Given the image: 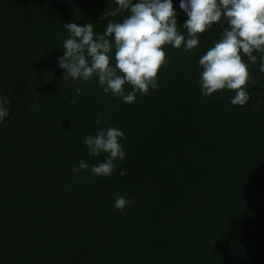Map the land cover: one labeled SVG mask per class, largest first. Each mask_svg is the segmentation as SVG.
<instances>
[{
	"label": "trees",
	"instance_id": "1",
	"mask_svg": "<svg viewBox=\"0 0 264 264\" xmlns=\"http://www.w3.org/2000/svg\"><path fill=\"white\" fill-rule=\"evenodd\" d=\"M172 2L183 33L188 17ZM109 4L0 0V98L11 101L0 122V264H264L259 62L244 106L231 103L233 91L200 90L198 61L220 24L193 50L166 46L158 89L131 104L97 79L63 80L64 25L103 32ZM109 127L124 133L126 156L96 176L107 154L89 155L84 140ZM81 159L89 168L74 174ZM117 194L130 201L122 211Z\"/></svg>",
	"mask_w": 264,
	"mask_h": 264
},
{
	"label": "clouds",
	"instance_id": "2",
	"mask_svg": "<svg viewBox=\"0 0 264 264\" xmlns=\"http://www.w3.org/2000/svg\"><path fill=\"white\" fill-rule=\"evenodd\" d=\"M114 4L116 7L109 4L101 17H110L103 32L95 31L92 23L64 25L70 35L62 44L64 54L57 58L64 70L63 80L97 79L105 93L131 104L137 93L147 95L150 89H158V74L167 64L166 46L193 50L201 34L220 24V37L198 61L202 69L200 90L207 97L227 89L235 93L231 98L234 106L248 103L247 86L255 83L249 66L259 62V72L264 73V0H180V9L188 17L183 33L172 0H114ZM123 12L128 15L121 21L113 19ZM125 85L131 90L126 91ZM74 91L80 94L82 89ZM10 103L7 96L0 98V122L9 115ZM256 108L253 105L254 111ZM123 136L118 128L109 127L85 138L89 155L107 154L103 162L92 166L93 175L111 176L115 172L116 162L126 156L120 143ZM88 168L81 159L72 172L79 174ZM129 203L117 194L113 206L122 211Z\"/></svg>",
	"mask_w": 264,
	"mask_h": 264
}]
</instances>
